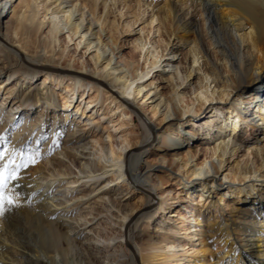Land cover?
Returning a JSON list of instances; mask_svg holds the SVG:
<instances>
[{"label": "bare ground", "instance_id": "1", "mask_svg": "<svg viewBox=\"0 0 264 264\" xmlns=\"http://www.w3.org/2000/svg\"><path fill=\"white\" fill-rule=\"evenodd\" d=\"M3 1L0 0V14L6 9L9 15L14 8L9 27L14 41L9 44L0 35V42L6 48L5 64H20L22 87H30L38 74H42L44 86H54L53 96H43V92L42 95L27 93L25 97L21 96L20 105L11 107L7 121L21 117L25 107L41 108L43 101L52 105L61 90L65 91L61 99L64 101L62 110L66 113L73 110L72 106L79 99L82 102L88 100V105L93 108H105L111 120L108 128H119L127 144L125 149H120L119 145L115 148V136L109 134L114 160L122 161L117 165L128 185L140 190L146 200V207L128 220L124 230V242L136 264H173V258L158 253L155 245L150 248L151 252L140 257L129 230L130 227L136 230L142 219L151 220L159 205H163L165 214L176 204L175 198L170 197L171 191H163L166 183L171 181L185 197L180 200L188 202L185 206L187 214L177 211L178 224H182V231L189 234L191 243H199V249H195L187 264H209L207 254L213 256V249L225 251L220 254L222 259L229 258L235 245L237 251L227 264H264V193L250 195L241 188L246 183H264V0H150L149 6L154 10L169 11L166 23L170 35L177 38L182 32L191 37L184 42H189L194 62L198 64L203 60L206 63L207 83L204 81L201 87L193 89L201 103H213L218 96L227 104L214 111L220 123L207 125L208 139L213 131L220 133L213 148L215 157L201 163L192 149L199 130L191 128L194 122L189 120L197 112L194 104L188 102L187 93L176 91L170 97L161 94L154 83L147 80L149 72L125 59L117 38L104 23L100 24L96 0H22L16 8V0ZM43 30L47 34L40 40ZM63 34L67 35L68 44L81 48L90 59L71 62L72 58L65 54L66 49H58ZM147 64L155 69L151 63ZM184 74L180 75L182 82L187 79ZM245 97L249 98L248 102ZM82 102L75 111L84 116L86 110L81 107ZM252 102L256 104L249 109ZM135 116L145 133L139 128L134 129ZM154 118L160 120L159 126L153 124ZM39 120H35L36 125ZM40 130L36 129V133ZM257 132L262 139L251 146L250 137ZM68 136L67 142H71L72 135ZM151 147L158 152L156 164L147 163V170L139 173L145 162L143 155ZM245 149L247 159L239 172L230 176L224 174L225 157L233 158ZM12 150L9 148L8 151ZM260 153H263L262 158ZM166 162L170 163L172 172L162 170L157 174V186L154 187L148 173L156 167L163 169L161 165ZM117 165L111 166L112 169ZM39 169L34 167L32 170L35 173ZM88 179L94 180L91 175ZM23 180H27L25 175ZM70 184L74 185V191L78 182ZM25 192L33 201L38 197H31L35 192L33 189H25ZM110 193L108 191L106 195ZM211 209L218 214L213 221L205 219V212ZM1 228L23 264H75L61 247L65 238L63 232L49 223L42 210L32 215L24 204L0 218ZM1 245L0 240V248ZM3 260L0 256V264H5Z\"/></svg>", "mask_w": 264, "mask_h": 264}, {"label": "rangeland", "instance_id": "2", "mask_svg": "<svg viewBox=\"0 0 264 264\" xmlns=\"http://www.w3.org/2000/svg\"><path fill=\"white\" fill-rule=\"evenodd\" d=\"M21 2L22 0H16L15 8ZM150 3V0H96V15L101 19L100 24L104 23L103 25L117 38L125 59L149 72L147 80L149 83H154L161 94L170 97L176 91L187 93L188 102L194 104L197 112L195 116L191 114L193 117L189 118L194 122L191 128L199 130V136L192 144L193 152L197 155L199 163L212 160L215 157L213 148L220 133L213 131L212 137L208 139L207 125L220 123L214 111L216 108L227 107V104L218 96L213 103L205 105L201 103L200 96H196L193 89L201 87L204 81L207 83L205 73L208 68L205 61L200 60L198 64L194 62L190 54L189 42H184L185 39L191 40V37L184 36L182 32H179L178 39L172 37L166 23L169 11L165 9L158 12L149 6ZM8 5L9 3L6 8ZM13 11L14 8L8 15L4 9L0 14V35L9 44L14 41L9 30ZM28 12L31 14V9ZM46 34L47 31L43 30L39 39H44ZM58 45L59 50L66 49L65 54L68 58H72L71 62L76 60V63H79L90 59L81 48L68 44L65 34L61 35ZM5 51V46L0 42V152L8 151L9 148L24 151L39 150L42 157L39 163L23 173L27 178L23 180V184L31 185L27 190L33 189L38 195L33 203L27 204L28 211L34 215L38 210H42L49 223L61 229L65 237L63 242L61 241V247L74 259L75 264H136L132 252L124 242V230L128 220L146 207V200L140 190L128 185L126 176L117 165L122 161H115L112 155L113 147L108 138L109 134L115 136V148L119 145L120 149L121 147L125 149L127 145L119 128H108L111 120L106 115L105 108L101 110L99 106L93 108L92 105H88V100L82 102L79 99L77 104L72 106L71 112H64L62 110L64 101L61 97L65 91L61 89L58 91L59 96L55 95L52 105L48 106V102L43 101L41 108L25 107L21 117L8 122L11 107L15 104L20 105L21 96L42 95L43 92V96L47 97L52 95L54 86L52 84L49 87L44 86V78L42 74H38L32 84H29L30 87L27 85L22 87L20 77L22 67L20 64L15 66L5 64ZM147 63L154 65L155 69L152 70L151 65L148 66ZM91 69L93 70L92 64H90L92 72ZM90 71L88 73H91ZM181 74L187 75V79L183 82ZM10 75L12 77L9 79ZM244 100L248 102L249 98L245 97ZM76 101L77 98L74 103ZM81 102V107L86 110L84 116L80 113L76 114L75 111ZM254 104L256 103L252 102L249 109H252ZM147 116L151 118L150 115ZM38 119H40L37 122L39 125H36L35 120ZM115 119H118L117 116ZM152 122L156 126L160 124L157 118L152 119ZM133 123L134 129L139 128L141 133H145L136 116ZM38 128L41 130L36 133ZM238 131L241 132L242 129ZM68 135H72L71 142H67ZM258 139H262L260 133H254L250 137V145L253 146ZM54 142H56L55 146ZM148 150L143 155L145 162L139 173L147 170V163L156 164L158 152L153 147ZM245 153H247L246 149L238 152L233 158L227 155L223 173H228L230 176L233 172H239L242 163L247 159ZM262 157L263 153H260V158ZM113 165L117 167L112 169ZM161 166L163 169L156 167L150 172L147 171L148 175H151L154 187L157 186L155 184L157 174L162 173V170L170 171L172 168L169 162L162 163ZM34 167L41 169L34 173L32 170ZM105 171L109 172L102 174ZM89 175L94 180H87ZM96 177L100 178L97 180ZM74 181L78 182L75 185L76 189L80 188L78 191L76 189L72 191L74 185L70 182ZM261 184L264 183H246L241 188L250 195L255 192L264 193ZM108 191L111 193L106 195ZM163 191H171L170 197L175 198L176 204H173L174 206L165 214L162 211L163 205H159L151 220L142 219L136 230L132 227L129 230L140 257L151 252L150 248L155 245L158 253L173 258L171 259L173 264H176L177 260H179L178 264H187L195 249H199L197 248L199 243L197 241L191 243L187 237L189 234H185L182 231V224H178L180 221L178 222L177 219V211L187 214L185 206L188 202L180 200L185 197L173 181L166 183ZM157 196L160 198L158 194ZM216 215H218L216 210H207L205 219L213 221ZM0 230L2 232L0 240L6 247L1 245L0 248V256L4 259V263L23 264L17 251L6 241L3 235L4 229ZM213 251V256L207 254L209 264H227V261L234 257L237 247L235 245L234 250L230 252L231 256L226 259L220 256L225 251L216 249Z\"/></svg>", "mask_w": 264, "mask_h": 264}, {"label": "snow or ice", "instance_id": "3", "mask_svg": "<svg viewBox=\"0 0 264 264\" xmlns=\"http://www.w3.org/2000/svg\"><path fill=\"white\" fill-rule=\"evenodd\" d=\"M39 150L24 151L13 149L0 152V218L13 209L24 204H31L33 200L26 194L25 189L31 185H24L23 173L41 159ZM37 193H31L35 197Z\"/></svg>", "mask_w": 264, "mask_h": 264}]
</instances>
